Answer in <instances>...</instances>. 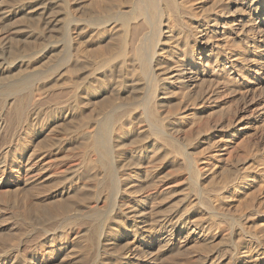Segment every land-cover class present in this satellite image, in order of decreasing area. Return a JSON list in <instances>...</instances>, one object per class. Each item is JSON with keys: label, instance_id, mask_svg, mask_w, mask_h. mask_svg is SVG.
<instances>
[{"label": "bare ground", "instance_id": "1", "mask_svg": "<svg viewBox=\"0 0 264 264\" xmlns=\"http://www.w3.org/2000/svg\"><path fill=\"white\" fill-rule=\"evenodd\" d=\"M193 2L0 0V174L9 179L0 184V210H13L25 236L0 244V264H162L164 252L176 259L193 244L201 257L182 264H264V201L247 193L252 178L264 192V146L247 169L227 167L236 155L227 134L238 133V117L218 124L207 114L224 91L255 93L264 80V0H216L208 13ZM21 15L26 32L3 31ZM59 42L63 64L33 60ZM24 78L28 90L19 95L14 82ZM199 104L207 118L196 121L187 113ZM224 124L226 134L210 136ZM43 127L67 137L50 138L41 154L53 160L40 164V154L25 149ZM201 134L208 155L192 151ZM158 153L187 191L179 210L161 216L155 202L175 187L167 179L172 185L146 190L155 185ZM59 159L72 164L56 170ZM30 184L54 191L46 205L20 192Z\"/></svg>", "mask_w": 264, "mask_h": 264}, {"label": "rangeland", "instance_id": "2", "mask_svg": "<svg viewBox=\"0 0 264 264\" xmlns=\"http://www.w3.org/2000/svg\"><path fill=\"white\" fill-rule=\"evenodd\" d=\"M106 1V0H105ZM214 1L216 0H195V2H193V8L196 9V11H198V13H208V11L210 10V12H212V9H213V6H214ZM229 1V0H227ZM195 6V7H194ZM219 9V8H218ZM205 10V11H204ZM217 10V9H216ZM23 15H21L22 17ZM20 17V19H21ZM26 22V18L24 19V16L22 18V21L20 23H14V22H11V23H7L4 28H3V31H6V32H11V33H14L16 32V34L19 32H26L27 29V23H28V20H27V23L25 25V22ZM15 24V25H14ZM17 24V25H16ZM170 24L174 25L173 21L170 22ZM14 25V26H13ZM18 28V29H17ZM26 30H25V29ZM22 31H21V30ZM24 29V30H23ZM17 30V31H16ZM20 30V31H19ZM167 32V30H165V33ZM57 33L56 31H54V34ZM102 36V37H101ZM100 39L98 41H103L105 38H107V36L105 37L104 35H101ZM60 43V42H59ZM56 43L55 45L54 44H50L48 47L46 46L44 48V50L42 49V51L39 52L38 55H36L33 60H39L41 58H45L40 64H38L40 67L41 66H46L47 68L49 67H52L54 65H60V64H63L64 63V59L66 60V56L64 55V51H62V46L61 44L62 43ZM94 43V41H93ZM59 44V45H58ZM57 47L56 49H51V47ZM49 51V52H48ZM63 52V53H60V52ZM55 55H54V53ZM249 52H253V50H249ZM58 53V54H57ZM51 54V55H50ZM53 54V55H52ZM47 55V56H46ZM57 55V56H56ZM49 57V58H48ZM51 57V58H50ZM48 58V59H47ZM54 58V59H53ZM63 60V61H62ZM39 68V67H38ZM205 73H207L209 75V73L211 74L212 73V68L208 69ZM27 77V76H26ZM18 83V86H19V92L18 91V94L22 95L24 93L27 92L28 88H27V84H25V78L24 79H21L19 80L18 82H14V84L17 85ZM25 84V85H24ZM24 85V87H23ZM5 86L4 84H2V88H5L3 87ZM254 86V85H253ZM1 87V85H0ZM252 87V86H251ZM2 88L0 89V93L2 92ZM23 88V89H22ZM27 90H26V89ZM242 89V90H241ZM249 88H243L240 87V86H236L235 90L236 91H232L230 92L229 91H224L223 93H221V95H219L216 99H212V101H210V103H208V106H209V112L207 113L208 115L211 114L212 116V113H213V120L215 121H218L217 123L220 124L221 122L223 121H226L228 118L227 117H234L235 115H237L238 119H237V134H234L233 137L230 136V134H227V137L229 138L228 139V143L231 145H229L228 147V150H233L235 152V157H233L232 159H227V167H230V168H234L235 166L239 167V169H247L248 167H250L252 164H250L251 161H249L251 155H256L258 154L261 150L263 149H260L264 146V80L261 81L260 84H257L255 85V93L254 91L251 92ZM25 91V92H24ZM250 91V92H249ZM23 92V93H22ZM237 92V93H236ZM235 93V94H234ZM263 93V94H262ZM232 94V95H231ZM235 96V97H234ZM241 96V97H240ZM243 96V97H242ZM255 98V99H254ZM241 99V100H240ZM214 100V101H213ZM240 100V101H239ZM99 101H102V98L99 99ZM233 104H232V102ZM238 101V102H237ZM263 102V104L261 103ZM217 103V104H216ZM210 104V105H209ZM229 107H228V105ZM232 105V106H231ZM261 105V106H260ZM173 106V105H172ZM200 106V107H199ZM198 107H193L191 105V110L187 113V114H190L191 112L193 113L195 111V120L196 121H201L205 118H203V116H199L198 114L199 111L201 108H203V104H199ZM223 106L225 107L223 110L221 108H223ZM227 106V107H226ZM235 106V107H234ZM167 107V106H166ZM221 107V108H220ZM172 108L174 107H171V105H169L166 108H164L163 110L165 112H169L171 110H173ZM193 108V109H192ZM227 108H229L227 110ZM231 108V111H229ZM169 110V111H167ZM227 110V111H225ZM233 110V111H232ZM237 110V111H236ZM215 111V112H214ZM219 111V112H218ZM221 111V113H220ZM223 111V112H222ZM216 112H218L220 114V116L218 115V113L216 114ZM255 112V113H254ZM210 113V114H209ZM261 113V114H260ZM216 114V115H215ZM222 114V115H221ZM225 114V115H224ZM230 114V115H229ZM220 119H219V117ZM254 115V116H253ZM205 116V115H204ZM253 116V117H252ZM261 116V117H260ZM201 117V118H200ZM218 117V118H216ZM222 117V118H221ZM260 117V122L258 123L256 121V118H259ZM194 119V117H192ZM191 117H189V119L192 120ZM217 119V120H216ZM222 119V120H221ZM240 120V121H239ZM51 121V120H49ZM47 123V122H46ZM227 124H224L222 126H226ZM263 125V126H262ZM141 126V124L139 125V127ZM142 127V126H141ZM189 127H192V124L189 125L187 127V130ZM218 127V129H213L210 136H219V134L221 135L222 133H225L226 134V127ZM221 129V130H220ZM225 129V130H224ZM46 127H43V128H39V129H35L34 131H31L32 135H30V137L32 138H28V144L26 145V149L25 151L28 152V156H30V154L34 151H36V154L40 156H38L34 163L35 162H40L41 163H48L49 161H52L53 159H51L49 157V155L47 154H44V156H42L44 151L46 152V150L44 149V146L46 145V143H51L50 141V138H53V137H67L65 136L64 134H61L59 133L58 131L55 133V132H50V130H48ZM184 131H186V128L184 129ZM48 133V134H47ZM50 133V134H49ZM54 133V134H53ZM201 136V137H200ZM37 137V138H36ZM43 137V138H42ZM49 137V139L47 138ZM208 136L205 135V134H201V135H198L197 137L194 138V141L195 143H192L191 144V147H192V151L196 154L198 153V151H201L203 155H208L209 153V149H210V144H207L205 143V140ZM235 137V138H234ZM43 143H40L41 140ZM44 139V140H43ZM46 139V141H45ZM219 139V138H217ZM32 140H34L33 144L30 143L32 142ZM35 140L37 142H35ZM204 140V142H203ZM193 141V142H194ZM215 141V140H214ZM212 141V142H214ZM198 142V143H197ZM211 142V143H212ZM234 142V143H233ZM262 142V143H260ZM36 143V144H35ZM35 144V145H34ZM262 146H260V145ZM206 145V146H204ZM236 145V146H235ZM235 146V147H234ZM249 146V147H248ZM47 147V146H45ZM198 148V149H197ZM202 148V150H201ZM207 148V149H206ZM259 148V149H258ZM264 148V147H263ZM38 150V152H37ZM43 150V151H42ZM206 150V151H205ZM227 150V151H228ZM250 150V151H248ZM40 151V152H39ZM246 151V152H245ZM248 151V152H247ZM259 151V152H258ZM207 154H204L206 153ZM225 152H223L224 156H225ZM198 153V154H199ZM254 153V154H253ZM197 154V155H198ZM250 154V155H249ZM158 157H157V156ZM154 154L153 155V163H151V167H156L154 168V175L156 176L154 178V182H155V185L154 186H150L148 189H146L148 192H155L159 187H161L164 183L167 185H172L168 180L171 179L170 181H173V186L175 187V189L172 191V193L168 194V196L166 195L165 196H161L156 202H155V207L157 208V213L160 214L159 216L163 215L165 213V215H168L169 213L172 212V210H179V208H181V206H183L185 203V193L187 191H185V188L182 186V183H180L179 180H176L173 172H175V167L174 165L169 161V160H166V159H163L162 160V157L160 158V154ZM198 155V156H200ZM237 156V157H236ZM242 156V157H241ZM227 158V157H226ZM247 158V159H246ZM37 160V161H36ZM232 160V161H231ZM45 161V162H44ZM163 161V162H162ZM241 161V162H240ZM56 165L54 166V169L58 170L60 167L61 169L65 166V164H72V162L70 161H65V160H62V159H59L58 161H55ZM54 163V161H53ZM59 163V164H58ZM64 163V164H63ZM252 163V162H251ZM37 164V163H36ZM170 164V165H169ZM235 165V166H233ZM250 165V166H249ZM242 166V167H241ZM172 167V168H171ZM53 169V168H52ZM171 169V170H170ZM174 169V171L172 170ZM54 171V170H53ZM51 171H47L44 173L45 177H50L49 173ZM38 173V172H37ZM172 173V174H171ZM166 174V176H165ZM43 175V176H44ZM173 176V177H170ZM42 176V174H41ZM3 177V175L0 174V184H5V182L9 181V179L7 178H4L3 180L1 179ZM8 177V175H7ZM45 177L43 178L45 180ZM161 178V179H160ZM173 178V179H172ZM42 179V180H43ZM47 179V178H46ZM168 179V180H167ZM253 179V178H252ZM251 180L250 182V185L253 184L252 188L247 192L250 194L254 191V193L256 192V194L259 193V199H260V202L264 201V192L262 193V183L259 182H256L254 181V179ZM138 180V179H136ZM135 180V181H136ZM161 181V183H160ZM46 182V181H45ZM157 182V183H156ZM170 183V184H168ZM180 183V185H179ZM136 184V182H135ZM154 184V183H153ZM157 185V186H156ZM5 186H8V187H5L3 188L4 191L5 190H8L9 192H11L13 189L14 191L11 192V194H13L17 189V187H15L14 185L10 186V185H5ZM256 186V187H255ZM259 186L261 188H259ZM157 187V188H156ZM163 187V186H162ZM161 187V188H162ZM165 187V186H164ZM167 187V186H166ZM264 187V186H263ZM29 188V189H28ZM34 185H27V187H23L22 188V193H26L27 191H31V193H33V198L34 199V204L35 206H42V205H46V202H44V200L47 199V197H51V194L53 193L52 192H48V191H43V192H38L40 194H38L35 189L34 191ZM246 188V187H245ZM256 188V189H255ZM33 189V191H32ZM254 189V190H253ZM248 189L246 188V191ZM253 190V191H252ZM6 191V192H8ZM252 191V192H251ZM259 191V192H258ZM19 192V193H20ZM261 192V193H260ZM35 193V194H34ZM42 193V194H41ZM46 193V194H45ZM51 193V194H50ZM245 194L244 196H247L248 194ZM249 194V195H250ZM39 195V196H38ZM248 195V196H249ZM36 201V202H35ZM43 202V203H42ZM179 203V204H178ZM42 204V205H41ZM159 205V206H158ZM158 206V207H157ZM173 206V208H172ZM237 206V204H236ZM236 206H234V211H238L240 210L239 208H237ZM175 207V208H174ZM40 208V207H39ZM168 210V211H167ZM247 213H250V212H247ZM11 217V218H10ZM95 222H98V219H95ZM21 226V223L18 221V219L15 218V216L13 215V210L11 208H6V209H3V210H0V244L1 246H6L7 245H12V244H16L18 243L20 240H24L25 236L22 234V231L20 230V227ZM17 229H18V232H17ZM34 232V231H33ZM16 234H19V237L18 235ZM22 234V235H21ZM6 237V238H5ZM3 238V239H2ZM23 238V239H21ZM13 240V241H12ZM3 241V242H2ZM7 242V243H6ZM6 243V244H5ZM4 244V245H2ZM0 246V248H1ZM10 247V246H9ZM199 246H197L196 244H193L190 246V248H188L187 250L189 251H186V249L183 251L182 249V253H180V255H182L180 257V255L176 258L177 260H179V263L182 264V262L184 263L185 259L186 258H191V259H194V260H197L201 257V253L198 249ZM190 249V250H189ZM166 255V256H165ZM163 256V257H162ZM161 256V263L162 264H171L172 262H174V259H175V256H173L172 253H166L164 252V254H162ZM165 256V258H164ZM185 256V257H184ZM171 257V258H170ZM69 258V257H68ZM67 257H61L60 259L61 260H65V261H69L70 259H68ZM72 258V257H71ZM175 259V260H176ZM199 262V261H198Z\"/></svg>", "mask_w": 264, "mask_h": 264}]
</instances>
